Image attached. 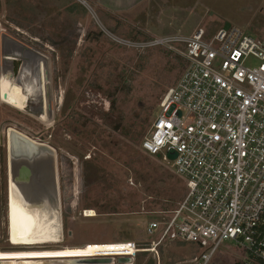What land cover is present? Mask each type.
Instances as JSON below:
<instances>
[{"label": "rangeland", "instance_id": "1", "mask_svg": "<svg viewBox=\"0 0 264 264\" xmlns=\"http://www.w3.org/2000/svg\"><path fill=\"white\" fill-rule=\"evenodd\" d=\"M227 22L263 34L264 0H149L124 18L103 14L90 0H0L6 35L26 44L30 36L40 39L30 42L36 55L17 42H11L21 47L15 54L0 53V249L61 250L125 240L150 248L159 233L147 234V224L156 211L174 208L184 183L174 161L148 154L142 140L162 95L185 68L182 39L201 26L212 35ZM15 27L28 35L18 36ZM29 86L42 95V106L33 103ZM13 128L56 150L61 207L49 179L14 184L7 137ZM9 207L31 244L13 245ZM157 250L138 253L132 264H193L204 251L178 241ZM246 260L244 250L224 242L209 264Z\"/></svg>", "mask_w": 264, "mask_h": 264}, {"label": "built area", "instance_id": "2", "mask_svg": "<svg viewBox=\"0 0 264 264\" xmlns=\"http://www.w3.org/2000/svg\"><path fill=\"white\" fill-rule=\"evenodd\" d=\"M14 38L8 41L37 54L30 42L39 37L30 36L28 44ZM182 41L185 68L162 95L141 147L174 161L184 194L147 224V234L159 233L148 252L158 253L164 242H185L204 250L193 264H209L224 242H232L247 257L240 264H264V33L231 25L210 35L201 26ZM143 250L128 241L111 256L135 259Z\"/></svg>", "mask_w": 264, "mask_h": 264}, {"label": "bare ground", "instance_id": "3", "mask_svg": "<svg viewBox=\"0 0 264 264\" xmlns=\"http://www.w3.org/2000/svg\"><path fill=\"white\" fill-rule=\"evenodd\" d=\"M1 32L2 33L0 34V44H1V49L3 48V50H1L2 56H3V51L5 54H10L12 52L14 53L16 51H19L21 47L23 49V46L16 47L13 43L8 41L9 39H13L14 38L13 36H9L8 34H7L8 36L5 35L2 30ZM29 88L32 90L34 89L37 90V88L33 86H29ZM33 103H35L36 105L40 104L41 106V101L39 100H34ZM11 130H16V129L14 128L9 129L7 133L10 134ZM22 134L26 135L24 133ZM29 138L35 142H40L31 137ZM40 143L42 145H48L47 143H44V142H40ZM48 146L54 149L52 146L50 145ZM9 148H11V141H9ZM20 149H23V148L20 147ZM21 160L24 161L23 159ZM57 162L58 161H56L55 159V162H54L55 168L53 170V174H51L48 161L45 158L44 159L38 158L37 161L31 162V164H34V166L37 165L38 169L35 172V174L31 178H29L28 182L26 183L20 178V177H23V175L15 170L14 165L12 163V157L9 153V165H11V167L13 168V171L15 172V177L13 179L14 184L23 185V186H32L39 180H41V182H44L49 179L48 183L51 184L53 187L54 186L57 187L58 189V202L61 207V194H60L61 191H60V180H59V171H58ZM44 185L46 186V182L44 183ZM9 188H10V182H9ZM24 195L26 198L30 197V194L28 195V197L26 196V194ZM86 214L89 217L90 216L93 217L95 215V212L93 210H87ZM10 217L11 219L9 221L11 222L9 226V235L12 237V240L15 241V244H21L23 242H26L27 244H29L30 242L32 243L31 239L27 238L29 236V232L27 228H24L23 226H15V224H13V221H12L13 216H12L11 208H10ZM61 222H62V216H61ZM62 227H63V222H62ZM126 243L127 241L121 242L117 245L104 244L102 246L100 245L73 246V247H66L61 250L41 249V250H36V251L34 250L24 251L20 253L0 250V264H18L19 262H21L22 264H51L50 262H53L54 264V262L58 260H64V259H67L65 261L66 264H113L115 263V261H117V259L111 255L121 254L122 252L120 250L122 249V246ZM149 250L150 249L145 248V250L143 251H149ZM33 253H53V254H59V255H31ZM107 259H111V260L109 262H106L105 260ZM130 263L132 264V262L118 263V264H130Z\"/></svg>", "mask_w": 264, "mask_h": 264}, {"label": "water", "instance_id": "4", "mask_svg": "<svg viewBox=\"0 0 264 264\" xmlns=\"http://www.w3.org/2000/svg\"><path fill=\"white\" fill-rule=\"evenodd\" d=\"M231 26V23L227 22L223 28L227 29ZM19 65L18 62L14 63V70L18 72ZM8 141H11V148L9 149V153L12 157V163L17 172L23 175L20 177L26 183L29 178H31L38 169V166L31 164V162L37 161V159H46L48 161V165L53 174V170L55 168L54 162L55 159L57 161L56 150L50 148L48 145H42L40 142H35L31 140L26 135H23L21 132L16 130H11V133H7ZM26 147H25V146ZM22 147L23 149H20ZM23 159L24 161H22ZM111 259L105 260L109 262ZM118 263H128L132 262V257H118Z\"/></svg>", "mask_w": 264, "mask_h": 264}, {"label": "crops", "instance_id": "5", "mask_svg": "<svg viewBox=\"0 0 264 264\" xmlns=\"http://www.w3.org/2000/svg\"><path fill=\"white\" fill-rule=\"evenodd\" d=\"M103 14L119 18L131 17L133 13L144 8L149 0H90Z\"/></svg>", "mask_w": 264, "mask_h": 264}, {"label": "flooded vegetation", "instance_id": "6", "mask_svg": "<svg viewBox=\"0 0 264 264\" xmlns=\"http://www.w3.org/2000/svg\"><path fill=\"white\" fill-rule=\"evenodd\" d=\"M28 91L30 92V95L33 94L35 99L34 100H39L41 101V106H42V95L39 93L38 90H32L28 87ZM32 100V101H34ZM10 208V207H9ZM48 212V211H47ZM46 212V214H47ZM31 237V236H30ZM22 244H27L26 242H23L21 244H15V242L13 243V245H22ZM39 247H30V246H25V247H15V246H12L11 244H9L7 246V248H1L0 250H4V251H10V252H17V253H20V252H24V251H33L31 249H37ZM36 251V250H34Z\"/></svg>", "mask_w": 264, "mask_h": 264}, {"label": "snow or ice", "instance_id": "7", "mask_svg": "<svg viewBox=\"0 0 264 264\" xmlns=\"http://www.w3.org/2000/svg\"><path fill=\"white\" fill-rule=\"evenodd\" d=\"M31 255H59V254H53V253H33Z\"/></svg>", "mask_w": 264, "mask_h": 264}, {"label": "trees", "instance_id": "8", "mask_svg": "<svg viewBox=\"0 0 264 264\" xmlns=\"http://www.w3.org/2000/svg\"><path fill=\"white\" fill-rule=\"evenodd\" d=\"M178 79H179V78H178ZM142 141H143V140H142ZM141 148H142V147H141ZM46 212H47V211H46ZM19 225H22L21 222L19 223ZM125 241L128 242L129 240H125ZM135 242H136V241H135ZM142 252H146V251H142ZM139 254H141V253H139Z\"/></svg>", "mask_w": 264, "mask_h": 264}]
</instances>
